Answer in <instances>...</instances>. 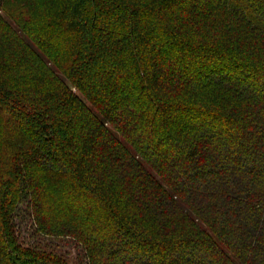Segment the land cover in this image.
Here are the masks:
<instances>
[{"label": "trees", "instance_id": "trees-1", "mask_svg": "<svg viewBox=\"0 0 264 264\" xmlns=\"http://www.w3.org/2000/svg\"><path fill=\"white\" fill-rule=\"evenodd\" d=\"M0 145V264H264V0H0Z\"/></svg>", "mask_w": 264, "mask_h": 264}, {"label": "rangeland", "instance_id": "rangeland-1", "mask_svg": "<svg viewBox=\"0 0 264 264\" xmlns=\"http://www.w3.org/2000/svg\"><path fill=\"white\" fill-rule=\"evenodd\" d=\"M66 82L69 84V81L66 80ZM70 85V84H69ZM72 91H75L81 98H83L82 93H79L76 89L71 87ZM3 148L0 145V151H2ZM6 154V150H5ZM6 159V157H3ZM16 212L14 215V220L16 222V225L19 228V240L24 246H30L35 245L38 247V245L42 246L41 248L50 250L54 249L56 252L63 253L67 259L69 260L70 264H86V259L83 255V252L81 249H77L73 246V244L68 241H61L55 238H49V237H40L39 235L35 236L33 234V224L31 223L30 216L27 213L26 204L25 202H19L17 204Z\"/></svg>", "mask_w": 264, "mask_h": 264}]
</instances>
